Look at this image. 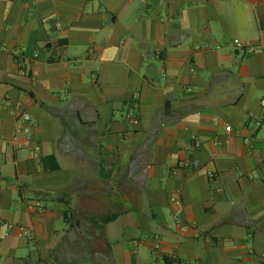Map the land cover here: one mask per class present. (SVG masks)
Listing matches in <instances>:
<instances>
[{
    "label": "crops",
    "instance_id": "1",
    "mask_svg": "<svg viewBox=\"0 0 264 264\" xmlns=\"http://www.w3.org/2000/svg\"><path fill=\"white\" fill-rule=\"evenodd\" d=\"M0 264H264V0H0Z\"/></svg>",
    "mask_w": 264,
    "mask_h": 264
},
{
    "label": "built area",
    "instance_id": "2",
    "mask_svg": "<svg viewBox=\"0 0 264 264\" xmlns=\"http://www.w3.org/2000/svg\"><path fill=\"white\" fill-rule=\"evenodd\" d=\"M233 45L239 52V54L244 55L247 53H250L254 50V46L246 43L240 39H234L233 40ZM11 52L14 55H19L21 53V49L18 47H13L11 49ZM18 123L16 126L15 134H14V139H15V145L17 149H28L29 153L28 156L29 158H35L38 155V152L40 151V146L38 143L33 142L30 138V124L32 123V118L29 114L27 113H20L18 115ZM126 120L129 124L131 125H138L140 120L139 117L136 113L130 111H127L126 113ZM226 130L230 131L232 130L230 125H226ZM189 166H197L198 161L194 160L188 163ZM210 177H213L214 173L210 172L209 173ZM175 198L172 197V200ZM46 210L45 206L43 204H38L36 206V211L39 213H42ZM159 238L156 237L155 243H154V249L156 251L159 250Z\"/></svg>",
    "mask_w": 264,
    "mask_h": 264
},
{
    "label": "trees",
    "instance_id": "3",
    "mask_svg": "<svg viewBox=\"0 0 264 264\" xmlns=\"http://www.w3.org/2000/svg\"><path fill=\"white\" fill-rule=\"evenodd\" d=\"M118 216H119V213L107 214L100 218H94V223L98 224V226L100 227L108 222L115 220ZM72 218L73 216H72V213L69 211V209L64 212V222L67 224L69 229L74 227V224L71 222Z\"/></svg>",
    "mask_w": 264,
    "mask_h": 264
}]
</instances>
